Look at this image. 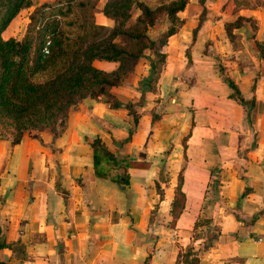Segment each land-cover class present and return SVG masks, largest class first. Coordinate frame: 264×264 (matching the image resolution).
Listing matches in <instances>:
<instances>
[{
    "label": "crops",
    "instance_id": "crops-1",
    "mask_svg": "<svg viewBox=\"0 0 264 264\" xmlns=\"http://www.w3.org/2000/svg\"><path fill=\"white\" fill-rule=\"evenodd\" d=\"M54 1L30 0L2 38L21 40L30 14ZM107 1L93 13L111 32ZM176 17L155 93L140 90L150 51L108 91L131 109L85 99L56 133L13 144L0 131V264H177L188 249L199 264H264V0H188ZM168 26L163 16L148 34ZM227 80L253 102L249 119ZM179 175L185 205L173 222Z\"/></svg>",
    "mask_w": 264,
    "mask_h": 264
},
{
    "label": "trees",
    "instance_id": "trees-1",
    "mask_svg": "<svg viewBox=\"0 0 264 264\" xmlns=\"http://www.w3.org/2000/svg\"><path fill=\"white\" fill-rule=\"evenodd\" d=\"M99 0H56L36 8L21 40L2 38L3 32L17 15L30 6V0H0V131L18 144L27 131L58 132L65 125L69 112L85 99H107L113 108L131 109L109 97L113 87L126 84L135 62L150 51L149 76L140 83V90L155 93L165 64L163 49L179 22L176 15L183 11L188 0L162 3L150 9L139 0H108L103 14L115 21L111 32L95 24L94 9ZM138 9L139 17L127 27L131 11ZM165 17L166 31L155 40L148 34L156 22ZM228 32L231 27L227 26ZM108 35L106 36V34ZM126 43H114L116 37ZM49 41L48 55L43 54ZM94 61L118 64L112 73L93 67ZM233 99L246 112L247 119L253 102L244 101L237 87L227 80ZM156 118L153 116V121ZM136 123V121H135ZM132 131L129 132V140ZM185 146V142H183ZM101 147L100 141L92 145ZM126 179V177H125ZM185 205L182 176L174 193L170 215L176 221ZM212 235V234H211ZM208 239V238H207ZM210 245V241L207 242ZM2 245H0V248ZM177 264H199L193 249L181 252Z\"/></svg>",
    "mask_w": 264,
    "mask_h": 264
},
{
    "label": "built area",
    "instance_id": "built-area-1",
    "mask_svg": "<svg viewBox=\"0 0 264 264\" xmlns=\"http://www.w3.org/2000/svg\"><path fill=\"white\" fill-rule=\"evenodd\" d=\"M49 45H50V43H49V41H47L46 44H45V48L43 49V54L44 55H48V53H49V51H48Z\"/></svg>",
    "mask_w": 264,
    "mask_h": 264
},
{
    "label": "rangeland",
    "instance_id": "rangeland-1",
    "mask_svg": "<svg viewBox=\"0 0 264 264\" xmlns=\"http://www.w3.org/2000/svg\"><path fill=\"white\" fill-rule=\"evenodd\" d=\"M108 35V33L106 34V36ZM167 163H169V161L167 162Z\"/></svg>",
    "mask_w": 264,
    "mask_h": 264
}]
</instances>
